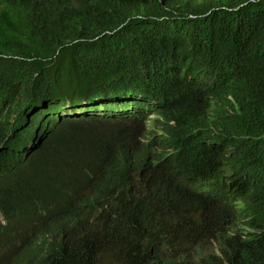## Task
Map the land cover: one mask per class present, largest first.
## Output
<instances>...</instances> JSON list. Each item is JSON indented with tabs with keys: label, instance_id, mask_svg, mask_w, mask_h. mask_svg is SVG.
I'll use <instances>...</instances> for the list:
<instances>
[{
	"label": "trees",
	"instance_id": "1",
	"mask_svg": "<svg viewBox=\"0 0 264 264\" xmlns=\"http://www.w3.org/2000/svg\"><path fill=\"white\" fill-rule=\"evenodd\" d=\"M190 68L212 75L213 91L230 95L237 104L234 113H216L212 124L218 134L205 136L216 145L233 146L240 171L248 177L253 199L237 200L261 233L239 252L245 256L241 264H259L255 259L264 258V0H0V133L17 130L37 99L79 100L132 87L158 93L150 81L162 82L164 74ZM165 103L169 113L182 114V104L167 95ZM197 105L193 119L209 134L211 123ZM106 151L86 153L70 137L63 152L68 177L93 167ZM35 186L21 189L0 176V210L6 220L38 222L37 234L70 232L73 218L63 192ZM128 223L116 217L105 222L104 230L121 233ZM43 264L220 261L194 259L183 237L155 234L125 241L92 237L88 244L65 245Z\"/></svg>",
	"mask_w": 264,
	"mask_h": 264
},
{
	"label": "clouds",
	"instance_id": "2",
	"mask_svg": "<svg viewBox=\"0 0 264 264\" xmlns=\"http://www.w3.org/2000/svg\"><path fill=\"white\" fill-rule=\"evenodd\" d=\"M215 81L190 68L150 81L158 93L132 87L79 100H35L17 130L0 133V176L21 189L36 184L63 192L73 221L70 232L37 234L38 222H9L0 210V225L6 227L0 230V264H43L65 245L88 244L92 237L125 241L155 234L183 237L194 259L241 264L245 256L239 250L261 232L237 200H252L253 190L235 148L205 136L218 134L212 124L216 113L238 108L230 95L213 91ZM165 95L183 105L182 114L167 111ZM197 104L211 123L209 134L193 119ZM70 137L89 154L107 147L93 167L73 179L63 158ZM76 206L84 210L76 212ZM116 217L129 223L121 233L106 232L105 222Z\"/></svg>",
	"mask_w": 264,
	"mask_h": 264
},
{
	"label": "rangeland",
	"instance_id": "3",
	"mask_svg": "<svg viewBox=\"0 0 264 264\" xmlns=\"http://www.w3.org/2000/svg\"><path fill=\"white\" fill-rule=\"evenodd\" d=\"M70 205H71V202H70V201H66V202L64 203V207H65V206H70ZM57 206H58V205L53 204V208H54V209L57 208ZM57 233H58V231L55 230V231L51 232L50 234H57ZM36 240L39 242V237H38Z\"/></svg>",
	"mask_w": 264,
	"mask_h": 264
},
{
	"label": "bare ground",
	"instance_id": "4",
	"mask_svg": "<svg viewBox=\"0 0 264 264\" xmlns=\"http://www.w3.org/2000/svg\"><path fill=\"white\" fill-rule=\"evenodd\" d=\"M152 172H150V174H151Z\"/></svg>",
	"mask_w": 264,
	"mask_h": 264
}]
</instances>
